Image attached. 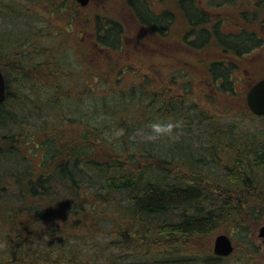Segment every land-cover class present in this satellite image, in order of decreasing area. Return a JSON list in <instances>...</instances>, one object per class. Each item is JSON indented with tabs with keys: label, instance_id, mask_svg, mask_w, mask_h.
Returning a JSON list of instances; mask_svg holds the SVG:
<instances>
[{
	"label": "trees",
	"instance_id": "obj_1",
	"mask_svg": "<svg viewBox=\"0 0 264 264\" xmlns=\"http://www.w3.org/2000/svg\"><path fill=\"white\" fill-rule=\"evenodd\" d=\"M55 1L36 4L55 10L66 8L68 0ZM257 1L259 6L263 0ZM71 2L75 9H81ZM30 13L18 4L0 6V17L20 27L19 31L16 28L0 34V71L6 86L0 105V244L4 252L0 264H80L79 254L69 250V237L79 243L88 236L96 238L102 231L114 232L118 239L138 246L137 257L150 258L153 264H186L187 260V264H196L194 259L219 264L224 259L202 257L197 250L179 253L175 249L179 245H174L177 240L193 243L217 232L250 240L248 232L264 221V143L232 132V126L218 125L217 115L210 116L197 103L185 106L189 94L185 85L178 96L171 92L172 87L152 89L145 84L113 86L103 92L90 87L74 95L67 85L73 71L64 69L58 45H44L49 31L31 28V20L24 16ZM186 13L196 38L183 41L192 48L206 46L214 38L226 57L239 58L262 42L247 29L219 36L206 27L211 17L199 12L193 1ZM142 15L138 17L144 25L166 35L168 12L153 19ZM96 24L98 52L103 55L106 50L119 49L120 24L100 19ZM232 68L230 62H212L209 73L213 86L232 92ZM124 72L119 70L116 80ZM44 81L53 83L47 96L54 98L40 97L42 103L49 102L52 123L24 134L17 130L23 116L13 113L11 104L28 95V104L41 111L37 95H41L40 83ZM100 81L107 84L104 78ZM13 86L18 91H13ZM92 100L87 113L83 104ZM125 107L130 117L140 116L131 110L136 107L151 122L181 121L178 130L187 132L190 140L166 148L155 142L128 144L125 132L131 126L130 117L120 118ZM68 110L73 114L66 116ZM99 114L104 116L100 121ZM27 125L36 126L28 120ZM112 125L123 129L120 137L107 134ZM70 126L78 132L66 137L62 129ZM37 152L42 159L34 167L29 155Z\"/></svg>",
	"mask_w": 264,
	"mask_h": 264
},
{
	"label": "rangeland",
	"instance_id": "obj_2",
	"mask_svg": "<svg viewBox=\"0 0 264 264\" xmlns=\"http://www.w3.org/2000/svg\"><path fill=\"white\" fill-rule=\"evenodd\" d=\"M37 1L42 0H0V6L5 4L25 6L26 11L31 12L30 15H24L27 20H31V24H33L31 28L43 30L44 33L49 31V36H46L48 39L44 41V45L59 46V56L63 58L62 63L66 64L64 69L73 71L70 78L67 76L69 78L67 85L72 87L74 95L90 87L96 92H103L113 86L129 88L134 85L138 87L145 84V87L152 89L172 87L171 92L178 96L183 94L185 85L189 93L185 96L187 99H183L185 106L188 103H197L210 116L217 115L218 125L232 126L234 129L232 132L245 133L249 139L264 143V116L253 115L249 111L245 99L249 88L264 78V0L259 6L255 5L257 0H241L239 3H236L235 0H186V4L193 1L199 12L211 17V22L206 27L210 30L213 29V31L216 30L219 36L231 33L239 34L241 29H247L262 40L258 47L239 58L226 57L223 48L214 38L201 48H192L190 44H184L183 39L186 32L188 29L191 31L192 26L188 18L186 19L183 13L178 10L177 1L182 0H152V3L148 5L155 13L160 14L165 10L173 12L174 20L167 35H160L156 29L135 19L127 0H94L85 8L78 10L73 7L72 0L66 1L64 10H55L50 5H37ZM57 1L62 0L55 2ZM99 19L117 22L122 29L121 47L117 50H106L103 55L98 52L94 40L96 21ZM16 28L18 30L20 27L16 26ZM16 28L11 25L9 20L0 17V34ZM17 30L15 33L19 31ZM195 31H199V27L195 28ZM21 36L24 37L22 34H18L17 37ZM195 36L190 32V36L187 37L191 42L194 41ZM56 51L57 49H53V52ZM222 60L225 63L233 64L231 71L232 92L214 87L211 81L210 64ZM119 70L125 72L121 74L119 80H116ZM31 73L37 74L39 72L32 71ZM101 78H104L107 84H101ZM146 81L147 83H145ZM41 83L39 89L41 95H37V101L41 102L40 97L54 98L47 96L52 93L53 83L47 81ZM13 88V91H18L15 86ZM27 93L31 98L30 90ZM48 103L43 102L40 106L42 110L39 111L35 108V104H28V95L24 97L22 102L20 100L12 102L11 111L18 116H23L19 121L23 124L19 123L17 130L25 134L26 131H31V128L44 129L45 126L50 125L52 123L50 119L54 115L48 112ZM93 103V100L88 104L84 103L83 109L89 113L88 105H93ZM73 109H76V106ZM131 110L140 116L138 118L127 116L129 110L126 107L122 109V115H120L121 119L128 120L130 117L128 125L131 126L125 132V135L128 136V144L142 146L155 142L156 145H164L166 148L172 143L190 137L187 132L176 129L172 138L148 141L141 135V130L143 132L149 131L148 126L151 121L147 119L141 108L135 107ZM65 114L67 116L73 113L68 110ZM101 114L97 116L99 121L104 118ZM108 117L110 118V115ZM27 120L28 123L36 126L30 127L27 125ZM179 128L181 129V127ZM64 129L62 131H65L66 137L69 136V133L76 136L78 132L74 126ZM120 129V126L114 127L112 125L107 134L115 136V133ZM195 134L201 135L200 133ZM37 136L42 138V132H38ZM201 137L205 136L201 135ZM29 157L31 158V165L34 167L42 159L41 152L30 154ZM263 224L264 221L252 227L248 232L251 239L247 241L241 240L234 234L226 233L234 245V250L219 264H264V239L258 237V230ZM218 234H225V232H217L208 237H199V240L193 243L192 241H174L176 242L174 245H179L175 249L182 254L197 250L198 255L202 257L214 255L213 244ZM111 239L115 241L110 244ZM75 241L69 237L67 244L74 248L73 250L70 248V251H75L79 254V258H82L80 264H153L150 258H147L149 260L139 259L137 255L140 248L122 241V237L118 239L114 232L110 235V231H102L94 239L88 236L79 243ZM187 244H190L189 247ZM3 255V246L0 244V259L4 257ZM70 256L68 255L67 258L69 259ZM193 261L196 264H202L200 259ZM183 263L187 264L188 260ZM156 264L160 263L156 262Z\"/></svg>",
	"mask_w": 264,
	"mask_h": 264
},
{
	"label": "water",
	"instance_id": "obj_3",
	"mask_svg": "<svg viewBox=\"0 0 264 264\" xmlns=\"http://www.w3.org/2000/svg\"><path fill=\"white\" fill-rule=\"evenodd\" d=\"M81 6H86L90 0H76ZM5 99V81L0 71V105ZM246 104L255 116H264V79L256 82L246 94ZM258 237L264 239V225L258 230ZM234 250L232 241L227 234H218L214 239L213 254L217 257H228Z\"/></svg>",
	"mask_w": 264,
	"mask_h": 264
},
{
	"label": "flooded vegetation",
	"instance_id": "obj_4",
	"mask_svg": "<svg viewBox=\"0 0 264 264\" xmlns=\"http://www.w3.org/2000/svg\"><path fill=\"white\" fill-rule=\"evenodd\" d=\"M73 1H74V3L77 6H79L81 8H85L86 6H88L94 0H90L86 6L79 5L76 0H73ZM127 1H128V4L131 7V12H132L133 17L135 19L139 20L140 22H141V20L138 17L139 14H143L142 16H144V17H147L148 15H150L149 19H153L154 17L159 15V13L153 12V10L148 6L150 3H152V0L151 1L150 0H127ZM188 4H189V2H187V4H186V0H182L180 2L177 1L178 10H180L183 13V15L185 16L186 19L188 18L187 13H186V12H188ZM163 12H168L169 13V17L166 20L168 22V25H169L168 29H167V32H166V35H167V33L169 31V28H170V25L173 23L174 14H173V12H171L169 10H165ZM188 20H189V18H188ZM189 34H190V29H188V31L186 32V36L184 37V39Z\"/></svg>",
	"mask_w": 264,
	"mask_h": 264
},
{
	"label": "clouds",
	"instance_id": "obj_5",
	"mask_svg": "<svg viewBox=\"0 0 264 264\" xmlns=\"http://www.w3.org/2000/svg\"><path fill=\"white\" fill-rule=\"evenodd\" d=\"M181 126V121L174 119L154 120L149 124V131L143 132L141 135L148 141H156L163 138H172L175 135V130ZM123 129H120L115 135H120Z\"/></svg>",
	"mask_w": 264,
	"mask_h": 264
}]
</instances>
